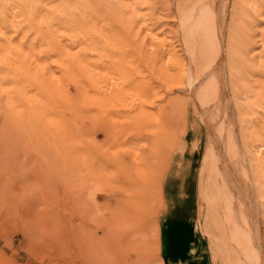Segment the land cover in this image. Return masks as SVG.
Returning a JSON list of instances; mask_svg holds the SVG:
<instances>
[{
	"label": "rangeland",
	"instance_id": "obj_1",
	"mask_svg": "<svg viewBox=\"0 0 264 264\" xmlns=\"http://www.w3.org/2000/svg\"><path fill=\"white\" fill-rule=\"evenodd\" d=\"M158 1L163 4L170 3L169 11L174 14L176 12L174 7L180 0ZM234 2L239 6L238 9L243 8V1L235 0ZM160 7L161 5L158 9L162 11ZM230 8H232L231 5ZM237 11L233 12L236 18L234 19L229 9L225 15L223 32L218 37L200 36L197 39L187 40L186 37L183 38L177 18L173 19V15H170L165 19L166 23H161L159 26L160 31H165L159 37L160 40L164 39L163 41H155L151 37L146 42L148 47L144 43L148 37H144L145 34L142 32L139 36L125 37L128 49L124 50V53L110 49L109 56L112 58L114 56L116 59L113 62L97 63L93 61L96 59L92 58L96 68H100L103 73L109 72L110 76L107 77L108 82L105 86L107 89L104 88L106 98H108L103 105L105 108L96 103H86L82 93H79L78 99L73 101L70 106L63 105L65 108H70L68 117L74 123L76 133L73 134L75 135L55 134V122L45 112H41V109L48 110L55 106V91L53 87H47L45 83V85L40 84L39 86L34 84L35 77L33 80L31 79V73L32 75L33 73L42 75L40 66L45 61L39 58L38 54L26 57V67L23 70L25 72L22 78L24 79L26 98H22L19 106H14L10 98L6 105L0 102V264H132L126 261L122 255L119 241L116 242V239H113L120 235V231L115 232L108 220L110 211L113 212L111 209L114 207L113 198H117L115 199L116 203L120 204L121 202L119 187L114 186L118 185L117 180L121 182L120 170L124 157L122 151L127 140L123 125H120L123 124V118L125 119V114L128 113L125 106L128 99L125 96L129 92L131 82L141 80V76H146V79L156 89H165L166 92L179 97V103L183 108L186 107L189 123V129L185 136L178 141L175 150H172L173 154L170 152L169 155L167 152L164 157L166 164L171 165L163 186V194L165 193L166 196L165 204L161 195L154 193L155 189L156 192L159 190L155 186L152 188V194H157V196L153 195L155 198L152 197L153 214H158L160 227L163 215L167 213L169 206L166 190L167 180L173 174L174 169H182L186 165L188 180L185 187L191 194L194 182L193 169L197 167L198 211L196 222L204 242L206 264H247L248 258L244 257L249 255L250 248L248 246L249 250L247 251V244L243 246L240 241L245 236L242 233H237L239 229L232 222L227 223L226 226L220 223L223 225L222 230H225L220 232L221 228L219 227L221 226L217 228L214 221L209 218L210 213L209 209L207 210L205 195H202L200 190L203 158L206 148L210 144L209 136H213L215 131V122L212 125L210 111L214 108V112L220 113L218 98L227 100L230 105L233 104L230 108L233 110H231L233 114L235 113L241 130L244 127V125L242 126L243 122L246 121L252 126L250 129L264 124V35L261 34V28L264 30V25H261L260 31L256 32L258 34H250L244 22L243 12L238 13ZM258 21L261 20L258 19ZM263 22L260 24H264ZM129 37L130 39H128ZM202 39L205 48L202 46ZM137 40L143 50L139 43H136ZM198 47L204 51L203 53L199 51L201 62L198 67L200 69L193 65L192 57L190 59L193 53L200 50ZM169 49L174 53L178 51L175 55L182 62L184 61L183 64L187 63V69L183 71L184 75L181 77V79L185 78L183 80L185 84L164 88L167 83H164L161 78L165 79V74L172 73L176 66V62L167 60L170 58ZM114 51L117 55L114 54ZM32 59L36 62H33ZM29 66H31L29 68L31 73L27 71ZM117 67H121L127 75H130L129 84L117 85L118 83H114L118 73ZM137 71L141 72L139 77ZM43 72L49 78L55 77V74L57 76L64 74L62 68L51 62L45 63ZM129 72L130 74H128ZM50 74L51 76H49ZM206 75L208 82L204 78ZM156 78H159L157 80L159 83L155 82ZM209 83H213L217 88H215L217 93L212 92V97L208 96L207 93L210 92H207L208 88L204 87ZM70 86L72 87L69 89ZM80 88L79 85H68L66 90L76 95L82 89ZM196 90L201 94H197ZM116 91L121 94V99L116 97L118 93ZM10 94L12 95L13 92ZM216 97L218 98L216 99ZM30 98H33L31 102ZM44 103L47 104V108L41 106ZM211 106H213L212 109H210ZM176 118L178 120L176 124L181 125L179 117ZM178 124L177 131L181 127ZM257 124L259 125L257 126ZM60 135L63 136L60 137ZM65 136L66 138H64ZM57 141H61L60 144ZM69 144L71 147L76 144V149H71ZM119 152L121 153L119 154ZM90 158L91 160H89ZM184 162L186 163L184 164ZM188 200L190 201V199ZM260 203L259 219L261 220L260 233L262 234L259 239L256 231L253 232L255 234L252 236V242L255 250L257 248L258 251H263L261 254L264 258V217H261L262 213L264 215V205ZM228 224L231 227L228 228ZM233 233L236 234V237H233L235 235ZM222 235L225 236L222 237ZM238 235L240 237H237ZM235 238L241 245L239 242L236 243L237 245L234 243ZM198 242L195 243V248H198ZM243 250L247 251V256ZM258 251L256 252L260 253ZM156 254H153L148 264H160ZM237 257L238 260L241 259V262L237 261Z\"/></svg>",
	"mask_w": 264,
	"mask_h": 264
},
{
	"label": "bare ground",
	"instance_id": "obj_2",
	"mask_svg": "<svg viewBox=\"0 0 264 264\" xmlns=\"http://www.w3.org/2000/svg\"><path fill=\"white\" fill-rule=\"evenodd\" d=\"M234 1L180 0L176 3L174 7L176 12L173 14L169 11L170 3L163 4L158 0H0V102L6 105L10 98L14 106H19L22 98H26L24 79H22L25 72L23 70L26 67V57L31 54H38L39 58H42L46 64L51 62L64 71L63 75L57 76L55 74V77L49 78L43 72L45 63L40 66L42 75H35L34 73L32 75L29 71L31 66L28 67L27 71L31 73V79L33 80L35 77L34 84L39 86L45 83L47 87H53L55 91V106L48 110L41 109V112H45L55 122V134H73L75 132L74 123L68 117L70 108H65L63 105L70 106L73 101L78 99L79 93H82L86 103H96L99 106H103L108 98H106L104 88L108 82L107 77L110 76L108 75L109 72L103 73L100 68H96L92 58L96 59L93 61L97 63L113 62L116 59L114 56L113 58L109 56V51L110 49L120 52L127 50L126 36H139L143 32L145 34L143 36L148 37V39L144 38L147 39L145 44L151 37L152 40H160L159 37L165 31H160L159 26L161 23H166L165 19L170 15H173V19L177 18L183 38L186 37L187 40L197 39L200 36L218 37L223 32L222 27L226 21L225 15L229 9L232 14L236 10L238 13L243 12L244 22L250 34L260 31L259 28L264 25L260 24L264 21V0H241L243 1V8L240 7V10ZM160 5L163 12L158 9ZM234 14L232 18L236 19ZM166 26L168 25L166 24ZM261 34L264 35L262 28ZM204 40L202 39V46ZM136 43L139 41L137 40ZM210 44L212 45L211 42ZM185 46L187 45L185 44ZM143 47L145 46L143 45ZM199 47L198 49H200ZM141 49L143 50L142 47ZM201 50L202 48L197 51L198 53L195 52L190 56L193 65L197 68L201 62L200 53L204 52ZM199 51L201 52L199 53ZM176 52L174 53L169 49L170 58L167 57L169 58L167 60L176 62V66L172 73L165 74V79L161 78L164 83H167L166 86L163 84L164 88L185 84L183 83L185 78L181 79V77L184 75L183 71L187 69V63L183 64L184 61L182 62L175 55ZM32 61L36 62L33 59ZM111 68L113 67L111 66ZM117 71L115 79L113 78L114 83H118L117 85L129 84L130 75H127L121 67ZM136 73L139 77L141 72L137 71ZM110 74L114 76L113 73L110 72ZM141 77V80L131 82L129 92L127 91L128 94L125 96L128 99L127 104H129H125L128 113L125 114V119L123 118V124H120L123 125V131L127 135L122 151L125 158L121 157L123 160L122 168L120 167L121 174L119 173L121 182L117 180L119 186L117 184L114 186L119 187L117 189L120 193L121 202L118 204L116 203L117 200L115 201L117 198H113L114 207L111 208L113 212L110 211L108 223L113 226L115 232L120 231V235L113 237V239L115 238L116 242L119 241L121 253L126 261L132 264H148L153 254L157 253L160 264H164L160 253V223L157 218L158 214H153L152 197L157 196L154 193H159L165 204L163 186L171 165L166 164L164 157L167 152L169 155L170 152L173 154L172 150H175L176 144L189 129V123L186 107L183 108L179 103V97L166 92L165 89H156L146 79V76ZM204 78L208 82L207 75ZM158 79L156 78L154 81L157 82ZM68 85H79L82 89L80 88L81 90L74 95L66 90ZM204 87L208 88L207 92L211 93V95L207 93L208 96L212 97V92L217 93L213 83L206 84ZM11 92H13L12 95ZM197 94L201 93L197 91ZM116 97L121 99V94L118 92ZM183 98L185 99L184 95ZM218 99L220 113L214 112L213 106L210 108H213L210 111V117L212 125L215 122V131L213 136H209L210 144L206 148L203 166L201 167L200 190L205 198L201 196L207 202V210L209 209L210 213V217H208L214 221L217 228L221 226L219 227L221 228L220 232L225 231L222 230L223 225L226 226L227 223L232 222L239 229L237 233H242L245 236L240 241L243 246L247 244V251L250 248L248 256L247 251L244 252L243 250L247 256L244 258H248L247 264H263L264 258L261 254L263 251L254 249L252 236L255 231L258 238L262 234L260 233L261 220L259 217L261 212L259 202L264 205V124L260 126L259 123L257 124L259 127L255 126L250 129L252 126L246 121L242 124V126L244 125L242 131L235 118V113L232 112L231 105L233 104L230 105L225 99ZM32 100L33 98H30L29 101ZM111 104L113 103L111 102ZM41 106L47 108L46 103ZM103 107L105 108V106ZM129 110L131 111L129 112ZM245 115L249 117L247 114ZM176 117L180 119L181 125L177 124L181 126L179 131L182 130V132L176 129V121H178ZM241 117L243 118V116ZM62 136L60 135V137ZM60 142L57 141L59 144ZM184 143L186 142L184 141ZM59 144L55 145L60 146ZM73 145L72 148L69 144L71 149L76 146V144ZM118 157L120 158V156ZM115 175L118 176V174ZM154 186L159 192H156L155 189L152 194ZM262 215L263 218L264 215ZM229 227L231 226L229 225ZM227 233L229 232L227 231ZM113 234L115 235L114 232ZM239 235L237 237H240ZM224 236L222 235V237ZM233 237H236V234ZM230 241L233 243L231 239ZM236 241L237 239L235 244L239 242V240ZM236 259L241 262L238 257Z\"/></svg>",
	"mask_w": 264,
	"mask_h": 264
},
{
	"label": "crops",
	"instance_id": "obj_3",
	"mask_svg": "<svg viewBox=\"0 0 264 264\" xmlns=\"http://www.w3.org/2000/svg\"><path fill=\"white\" fill-rule=\"evenodd\" d=\"M185 166L174 169L166 183L169 206L160 227V247L164 264H206L204 242L196 222L197 167L194 166L193 169L194 182L190 194L185 187L188 180ZM196 242L199 244L198 248H195Z\"/></svg>",
	"mask_w": 264,
	"mask_h": 264
}]
</instances>
